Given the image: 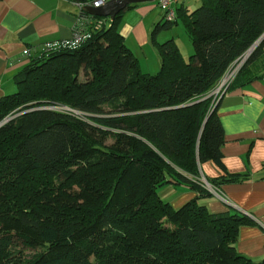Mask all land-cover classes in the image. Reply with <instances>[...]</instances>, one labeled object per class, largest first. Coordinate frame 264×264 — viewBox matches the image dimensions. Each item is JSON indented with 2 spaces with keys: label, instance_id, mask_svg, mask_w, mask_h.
Wrapping results in <instances>:
<instances>
[{
  "label": "trees",
  "instance_id": "1",
  "mask_svg": "<svg viewBox=\"0 0 264 264\" xmlns=\"http://www.w3.org/2000/svg\"><path fill=\"white\" fill-rule=\"evenodd\" d=\"M176 12L151 32L154 75L123 43V12L78 48L43 51L15 75L16 92L0 99V125L10 119L0 126V264H264L235 250L247 216L210 214L197 198L175 210L157 195L165 184L205 195L199 166L225 171L224 95L214 103L211 92L264 34V0ZM179 17L192 47L186 62L173 40L156 42ZM263 44L225 94L251 74ZM30 174L44 182L24 186Z\"/></svg>",
  "mask_w": 264,
  "mask_h": 264
},
{
  "label": "crops",
  "instance_id": "2",
  "mask_svg": "<svg viewBox=\"0 0 264 264\" xmlns=\"http://www.w3.org/2000/svg\"><path fill=\"white\" fill-rule=\"evenodd\" d=\"M205 1L180 0L176 11L181 9L189 14ZM157 2L137 4L122 13L118 31L129 50L132 44L136 50L149 47V33L163 22ZM79 11L74 0H0V99L16 92L15 75L31 57L43 52L45 44L70 40ZM26 50L28 56L23 55ZM147 54L142 52L137 58L139 69L144 74H154L156 61L161 62L159 53L156 61L151 59L153 67H148L142 58ZM249 70L251 74L239 77L217 108L223 129L221 151L225 171L211 162L199 166L200 175L217 185L209 184L212 190L207 189L202 196L186 184L163 186L172 191L168 203L175 210L197 198V204L210 214L247 216L251 223L238 230L235 250L259 262L264 259V44ZM163 186L158 189H164Z\"/></svg>",
  "mask_w": 264,
  "mask_h": 264
},
{
  "label": "built area",
  "instance_id": "3",
  "mask_svg": "<svg viewBox=\"0 0 264 264\" xmlns=\"http://www.w3.org/2000/svg\"><path fill=\"white\" fill-rule=\"evenodd\" d=\"M109 1L111 0H93L84 5H79L80 11L78 16L75 18L74 26L72 29V36L70 40L64 42L47 43L44 45L43 51H49L58 47L73 50L81 46L87 40H89L91 38L92 32L100 30L102 26L105 25L106 21H104V19L106 18L93 19V16H89L85 13L84 8L93 7L97 9L103 6L104 4L108 3ZM179 1L180 0H158L157 5L163 12L164 22L173 23L176 21V6ZM23 55L28 56L29 52L26 50L23 52ZM245 57L246 55L242 57L239 61L234 63V65L225 73V75L217 83V85L211 92L214 103L218 101L220 96L225 94L226 89L234 80L237 71L244 63Z\"/></svg>",
  "mask_w": 264,
  "mask_h": 264
},
{
  "label": "rangeland",
  "instance_id": "4",
  "mask_svg": "<svg viewBox=\"0 0 264 264\" xmlns=\"http://www.w3.org/2000/svg\"><path fill=\"white\" fill-rule=\"evenodd\" d=\"M157 12H159V10H157ZM120 23L118 25V30H120ZM151 32H152V30H151ZM151 32L149 33V39H150L149 47L146 46L142 50H136V48L133 44H132L133 48L130 47L129 44H127V46L129 45L130 50L132 51V53L136 57V59L142 55V52H145V54H146V52H148V54L146 56H142V58L146 59V64L148 65V67H153L154 63H151V59H154L156 61V58H157L156 54L158 55L156 45L152 42ZM170 39H172L175 42V44L177 45V47L180 51V54H181L182 58L184 59V61L185 62L188 61L189 57L192 54V47H191L190 42L187 38L186 29H185V26H184V23H183V20L181 17H179L176 26L174 25V26L169 27L168 29H162L156 35V42L158 44L164 43L166 40H170ZM149 52H151L154 56H152L151 53L149 54ZM160 66H161V62L156 61V70H154L155 71L154 74L159 72ZM154 74H151V75H154ZM56 109L58 111L65 112V113L70 112V110H68V109L65 110L64 108H56ZM15 111H17V110H14L12 113L15 114ZM19 115L20 114L16 112V114L13 116V118H15ZM199 174H200V172H199ZM197 179L201 185L200 188L204 189L205 192L207 191V189L212 190L209 183L201 175H199V177ZM43 182L44 181H43L42 176L37 175V174H30V175L25 177L24 186H27V185L31 186L34 183L36 185H39L40 183H43ZM162 188H164V189H161V188L157 189V195L162 200L164 199L167 202H169V200L173 197V193H172V191H169L168 189H166V186H163ZM170 188H174V187H170Z\"/></svg>",
  "mask_w": 264,
  "mask_h": 264
},
{
  "label": "water",
  "instance_id": "5",
  "mask_svg": "<svg viewBox=\"0 0 264 264\" xmlns=\"http://www.w3.org/2000/svg\"><path fill=\"white\" fill-rule=\"evenodd\" d=\"M152 1L153 0H111L97 9L93 7H85L84 11L89 16L107 18L109 19L110 22H112L118 14L124 12L128 7L141 3H148ZM263 39H264V34L248 50V52L246 53L245 60L250 56L253 50L260 44V42L263 41ZM9 120L10 119H6L5 121L7 122Z\"/></svg>",
  "mask_w": 264,
  "mask_h": 264
}]
</instances>
